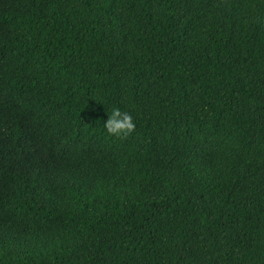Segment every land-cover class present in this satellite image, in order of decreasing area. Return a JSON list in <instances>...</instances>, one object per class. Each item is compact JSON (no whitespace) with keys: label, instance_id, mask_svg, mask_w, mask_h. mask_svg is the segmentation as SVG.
<instances>
[{"label":"trees","instance_id":"trees-1","mask_svg":"<svg viewBox=\"0 0 264 264\" xmlns=\"http://www.w3.org/2000/svg\"><path fill=\"white\" fill-rule=\"evenodd\" d=\"M0 264H264V0H0Z\"/></svg>","mask_w":264,"mask_h":264},{"label":"clouds","instance_id":"clouds-1","mask_svg":"<svg viewBox=\"0 0 264 264\" xmlns=\"http://www.w3.org/2000/svg\"><path fill=\"white\" fill-rule=\"evenodd\" d=\"M136 122L130 112L123 111L120 108H113L104 122V128L110 136L116 138H126L131 136L136 130Z\"/></svg>","mask_w":264,"mask_h":264}]
</instances>
